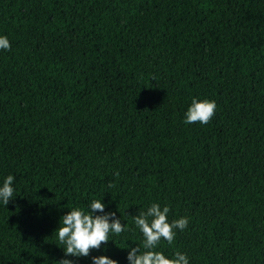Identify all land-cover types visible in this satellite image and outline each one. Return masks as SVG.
<instances>
[{"label": "trees", "instance_id": "16d2710c", "mask_svg": "<svg viewBox=\"0 0 264 264\" xmlns=\"http://www.w3.org/2000/svg\"><path fill=\"white\" fill-rule=\"evenodd\" d=\"M0 35V264H130L152 203L189 221L169 258L264 264V0H0ZM93 199L125 231L66 257L60 218Z\"/></svg>", "mask_w": 264, "mask_h": 264}, {"label": "clouds", "instance_id": "9594fccd", "mask_svg": "<svg viewBox=\"0 0 264 264\" xmlns=\"http://www.w3.org/2000/svg\"><path fill=\"white\" fill-rule=\"evenodd\" d=\"M11 44L7 36L0 35V50H10ZM216 103L210 99L192 98L190 106L185 113L186 124L201 123L207 124L215 114ZM118 175V173H116ZM14 176L9 174L0 186V201L6 206L13 198ZM114 187V185H109ZM105 205L101 199H93L88 210L72 207L65 213L55 230L58 240L65 252V256L88 257L92 250H99L101 245H106L109 234L116 235L125 231V225L116 217L114 212H105ZM170 208L167 205L161 207L158 203H152L146 211H139L133 217L136 227L143 236L142 248L131 247L128 253L130 264H189L185 253L176 251L172 258L158 251L157 246L161 240L167 241L169 245L174 243L176 229L183 231L188 226V218L180 217L168 219ZM102 214H95V213ZM93 264H118V261L106 255L92 256ZM58 264H74L70 259L64 258Z\"/></svg>", "mask_w": 264, "mask_h": 264}]
</instances>
